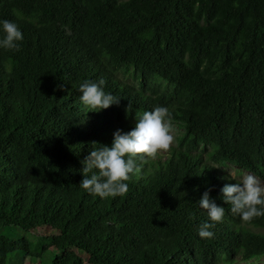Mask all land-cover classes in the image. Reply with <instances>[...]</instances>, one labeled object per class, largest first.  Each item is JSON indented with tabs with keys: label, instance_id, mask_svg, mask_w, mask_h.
Masks as SVG:
<instances>
[{
	"label": "trees",
	"instance_id": "1",
	"mask_svg": "<svg viewBox=\"0 0 264 264\" xmlns=\"http://www.w3.org/2000/svg\"><path fill=\"white\" fill-rule=\"evenodd\" d=\"M0 19L23 34L0 49V264H264V215L230 212L216 166L264 181V0H0ZM101 78L119 103L87 111L77 87ZM155 106L177 143L122 196L81 189L89 151Z\"/></svg>",
	"mask_w": 264,
	"mask_h": 264
},
{
	"label": "clouds",
	"instance_id": "2",
	"mask_svg": "<svg viewBox=\"0 0 264 264\" xmlns=\"http://www.w3.org/2000/svg\"><path fill=\"white\" fill-rule=\"evenodd\" d=\"M22 40V31L14 21L0 19V49L18 50ZM104 84L101 78L98 81L86 79L78 85L79 101L87 111L98 112L119 103V97L104 91ZM172 141L167 107L155 106L135 112V123L130 130L116 129L110 144L93 147L83 158L79 187L102 199L122 196L127 192L126 181L130 176H138L144 161L167 151ZM227 170L229 178L236 182L224 184L220 193L221 199L230 205V212L245 222L264 215V183L253 174ZM197 203L208 217L198 226L197 234L201 238H212L211 229L215 223L222 222L224 208L216 204L208 190L201 194Z\"/></svg>",
	"mask_w": 264,
	"mask_h": 264
},
{
	"label": "rangeland",
	"instance_id": "3",
	"mask_svg": "<svg viewBox=\"0 0 264 264\" xmlns=\"http://www.w3.org/2000/svg\"><path fill=\"white\" fill-rule=\"evenodd\" d=\"M171 131H172V135H173V141H172L171 144H176L177 143V136H179L182 133V128L180 126H178V124H176V123H171ZM216 166L219 167L222 172L226 173L227 176H229V172H228L227 169L235 170L237 172L253 174L251 171H248L246 169H242L239 166H237V165H235L233 163H230V162H227V163H224V164H217ZM253 175L256 176L262 183H264V181L260 177H258L255 174H253ZM54 233L55 232L53 230H50V229H48L46 227L38 226L37 228L32 229V234H33L32 235L33 236L32 239L36 240L35 237H37L38 235H52ZM52 249H55V248L52 247ZM79 253H81L84 256L85 260H87V256L85 255L84 252L79 251ZM46 255H47V253H46ZM10 264H12V263H10ZM28 264H39V262L38 261H34V262H31V263H28Z\"/></svg>",
	"mask_w": 264,
	"mask_h": 264
}]
</instances>
